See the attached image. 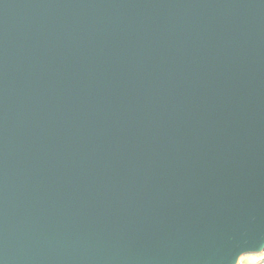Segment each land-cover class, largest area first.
I'll list each match as a JSON object with an SVG mask.
<instances>
[{"label": "water", "instance_id": "obj_1", "mask_svg": "<svg viewBox=\"0 0 264 264\" xmlns=\"http://www.w3.org/2000/svg\"><path fill=\"white\" fill-rule=\"evenodd\" d=\"M263 252L264 0H0V264Z\"/></svg>", "mask_w": 264, "mask_h": 264}, {"label": "rangeland", "instance_id": "obj_2", "mask_svg": "<svg viewBox=\"0 0 264 264\" xmlns=\"http://www.w3.org/2000/svg\"><path fill=\"white\" fill-rule=\"evenodd\" d=\"M241 264H264V252L260 254H247L241 258Z\"/></svg>", "mask_w": 264, "mask_h": 264}]
</instances>
